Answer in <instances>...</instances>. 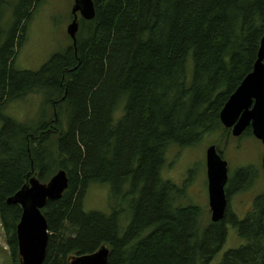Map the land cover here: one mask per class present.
Listing matches in <instances>:
<instances>
[{
  "label": "trees",
  "instance_id": "obj_1",
  "mask_svg": "<svg viewBox=\"0 0 264 264\" xmlns=\"http://www.w3.org/2000/svg\"><path fill=\"white\" fill-rule=\"evenodd\" d=\"M93 2L95 18L79 17L77 42L34 72L16 60L43 0H0V216L14 264L23 211L7 201L60 170L69 187L42 211L50 234L43 264H70L100 247L110 251L107 264H264V193L243 219L229 200L252 187V172L227 186L218 222L207 186L198 197L162 178L171 148L221 130L222 110L258 58L264 0ZM37 94L46 100L36 123L5 114ZM91 185L110 186L108 215L85 210ZM186 194L200 206L184 204ZM237 236L244 243L221 255Z\"/></svg>",
  "mask_w": 264,
  "mask_h": 264
},
{
  "label": "rangeland",
  "instance_id": "obj_2",
  "mask_svg": "<svg viewBox=\"0 0 264 264\" xmlns=\"http://www.w3.org/2000/svg\"><path fill=\"white\" fill-rule=\"evenodd\" d=\"M256 3L257 0H253V4ZM3 12L5 16L2 26L9 29L6 30V33H8L12 27V11L9 8L4 9ZM74 12L75 0H43L30 23L28 41L16 60V68L37 72L42 69L53 55L65 53L74 42L68 34V26L71 24ZM80 35L85 37V30ZM244 57L247 60L248 57ZM190 62H192V59ZM45 100L44 94L28 96L23 101L8 104L5 114L19 122L36 123L43 112ZM46 109L47 115L50 116L51 110L49 106ZM1 127L2 125L0 124V130ZM220 128L221 131L219 132L204 135L200 144L196 146L188 147L183 151L175 147L171 148L166 157L167 163L162 171V178L184 189L187 186L185 184H189L191 185L189 192L194 193L198 197H203L204 188L207 186L206 150L211 145H216L218 153L223 154L229 164V178H235L239 170L246 168L248 170L254 169L257 173V180L253 182L255 185L247 191L237 193L232 199L231 197L229 198L234 214L239 219H243L246 213L244 208L253 204L254 199L264 193V145L254 136H248L252 126L247 128L248 132L245 135L238 138L231 136L234 127H231V131L226 130L220 122ZM110 193L109 185H91L87 189L88 196L84 202L85 210L103 214L109 213ZM76 197L77 199L79 198L78 193ZM200 202L203 207L207 204L206 201ZM187 203L195 204L186 194L184 204ZM197 204L200 206L199 203ZM129 219L128 215L122 217L123 227L127 226ZM237 238L239 241L234 238L228 242V245L232 246V248L223 251L221 255H224L230 249L238 248L244 243L238 236ZM101 249L102 247L95 253H98ZM10 251L5 232L2 229L0 216V264H14Z\"/></svg>",
  "mask_w": 264,
  "mask_h": 264
},
{
  "label": "water",
  "instance_id": "obj_3",
  "mask_svg": "<svg viewBox=\"0 0 264 264\" xmlns=\"http://www.w3.org/2000/svg\"><path fill=\"white\" fill-rule=\"evenodd\" d=\"M78 13L86 20L95 18L96 9L93 0H75L74 20L68 27V33L76 42L79 30ZM264 37L262 39L258 61L254 70L231 95L222 113L221 121L226 128L234 127L233 135L240 136L252 125L254 135L264 143ZM209 199L212 220L223 219L227 210L224 190L228 181L227 162L218 155L216 147L207 151ZM69 187L65 170H60L43 184L34 177L29 186L8 199L10 205H20L22 216L17 227L20 264H43L49 238L48 224L42 210L48 201L60 200ZM109 250L106 247L95 254L72 258L70 264H107Z\"/></svg>",
  "mask_w": 264,
  "mask_h": 264
},
{
  "label": "bare ground",
  "instance_id": "obj_4",
  "mask_svg": "<svg viewBox=\"0 0 264 264\" xmlns=\"http://www.w3.org/2000/svg\"><path fill=\"white\" fill-rule=\"evenodd\" d=\"M109 257V256H108Z\"/></svg>",
  "mask_w": 264,
  "mask_h": 264
}]
</instances>
